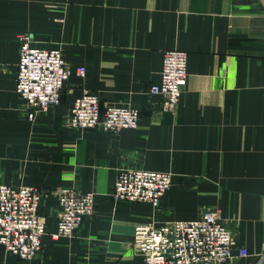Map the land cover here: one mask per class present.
Instances as JSON below:
<instances>
[{"label":"crops","instance_id":"0c3cea01","mask_svg":"<svg viewBox=\"0 0 264 264\" xmlns=\"http://www.w3.org/2000/svg\"><path fill=\"white\" fill-rule=\"evenodd\" d=\"M25 32L86 68L47 111L28 109L17 92ZM170 49L188 53L175 112L149 93ZM85 90L102 109L138 108V127H71ZM122 167L173 173L158 207L113 198ZM0 183L39 188L47 230L36 257L0 247V264H144L132 245L138 224L208 209L234 232L235 264H264V0H0ZM72 186L95 192L96 210L56 239L59 191Z\"/></svg>","mask_w":264,"mask_h":264},{"label":"built area","instance_id":"2783aa9c","mask_svg":"<svg viewBox=\"0 0 264 264\" xmlns=\"http://www.w3.org/2000/svg\"><path fill=\"white\" fill-rule=\"evenodd\" d=\"M19 44L17 92L35 113L60 103L64 85L72 75H86V68L72 67L60 48L36 46L29 32L19 36ZM187 78V51L166 50L160 81L152 84L149 93L161 95L163 109L175 112ZM139 118L140 110L130 103L109 104L102 109L98 94L85 90L73 103L70 125L80 130L117 133L137 128ZM172 176L170 171L122 167L112 196L116 200L147 201L158 207L172 185ZM42 198L37 187L0 183V247L8 253L29 260L41 252L47 233ZM58 198V229L53 237H73L82 221L95 213V192L72 186L62 188ZM132 245L144 264H235L234 232L222 223L215 209L205 210L193 220L138 224ZM239 252L240 256L248 255L244 247Z\"/></svg>","mask_w":264,"mask_h":264}]
</instances>
